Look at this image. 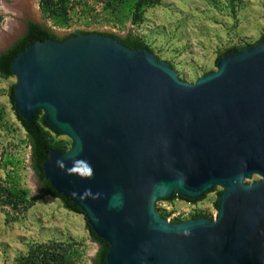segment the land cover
<instances>
[{
	"label": "water",
	"instance_id": "water-1",
	"mask_svg": "<svg viewBox=\"0 0 264 264\" xmlns=\"http://www.w3.org/2000/svg\"><path fill=\"white\" fill-rule=\"evenodd\" d=\"M30 21L45 27L27 20L2 51ZM74 33L14 58L13 101L72 139L49 150L43 172L109 244L106 264H264V39L188 82L145 47ZM216 186L215 219L170 221L156 208Z\"/></svg>",
	"mask_w": 264,
	"mask_h": 264
},
{
	"label": "rangeland",
	"instance_id": "rangeland-1",
	"mask_svg": "<svg viewBox=\"0 0 264 264\" xmlns=\"http://www.w3.org/2000/svg\"><path fill=\"white\" fill-rule=\"evenodd\" d=\"M31 2L32 14H28L24 1L0 0V44L10 37L12 27L21 29L27 20H38L56 35L83 31L121 37L134 34L161 60L172 63L179 77L188 82L216 70L215 61L225 49L253 44L264 36V0H159L146 8L137 24L132 21L134 0H70L65 16H47L41 0ZM6 46L0 45V52ZM15 83L14 75H0V184L28 189L38 199L21 212L0 204V264H14L32 244L53 241L72 243L77 264H93L100 244L91 237L84 214L67 209L57 197L39 196L41 186L32 169V147L9 93ZM50 137L66 151L73 145L65 134L50 130ZM260 178L254 175L247 182ZM222 190L216 186L195 201L159 199L156 208L170 221L188 220L200 212L215 219Z\"/></svg>",
	"mask_w": 264,
	"mask_h": 264
},
{
	"label": "trees",
	"instance_id": "trees-1",
	"mask_svg": "<svg viewBox=\"0 0 264 264\" xmlns=\"http://www.w3.org/2000/svg\"><path fill=\"white\" fill-rule=\"evenodd\" d=\"M159 0H134L132 4V21L137 24L142 21L143 14L147 7L153 6L158 3ZM69 3L70 0H41L40 5L42 11L47 16L49 15H67L69 11ZM82 33H90V32H82ZM103 35H108L114 37L121 41L123 44L129 46L130 48H141L145 47L152 52H154L153 48L147 44L142 38L137 35L129 34L125 37L118 36L113 33L107 32H99ZM76 35V33H72L66 37L60 38L57 36L51 29L41 26L36 22H28L27 30L23 36L19 37L17 41L10 46L5 51L0 52V75L2 77L12 76L11 72V64L14 58L24 50L29 44L37 41V40H45L47 38H53L58 41H64L67 38ZM264 39L262 36L258 41ZM257 41V42H258ZM254 44V43H253ZM252 43L246 44L244 46H231L224 50L223 53H220L219 58L224 53H229L235 50H239L242 47H249L253 45ZM161 59L160 57H158ZM172 67L174 65L170 63ZM15 91V85L10 87V97L11 102L14 108V111L21 121L23 127L25 128L30 145L32 147V169L35 172L36 176L40 181L41 186V197L50 195L61 199L64 207L67 209L82 213V210L77 206L70 198L63 196L58 193L51 185L50 181L45 177L43 172V162L47 157L49 150L56 149L59 151L65 152V148L60 146L59 144H55L50 137V130L58 133L56 130L52 129L47 121L45 120L44 114L42 111H39L32 120L27 121L21 117L18 110L14 106L13 94ZM221 193V192H220ZM206 195V194H205ZM175 197H181L178 193L173 194L167 199H172ZM219 198V197H218ZM38 197H34L30 195V191L28 189H13L8 188L7 186L0 184V204H8L13 207L18 212L26 211L30 207L34 205L37 201ZM186 199V198H185ZM191 201H195V199H188ZM218 204V199L216 201V205ZM164 218H167L166 214L160 213ZM207 216L205 213H197L193 215L191 218L204 217ZM171 221H181V220H171ZM87 229L91 237L100 244L98 248L93 264H106V256L109 250V244L105 242L103 239L98 237L95 232L92 230L88 222L86 221ZM73 248L72 243H64V242H48V243H39L32 244L27 253L19 255L15 259L14 264H77L75 258L73 257L71 250Z\"/></svg>",
	"mask_w": 264,
	"mask_h": 264
},
{
	"label": "bare ground",
	"instance_id": "bare-ground-1",
	"mask_svg": "<svg viewBox=\"0 0 264 264\" xmlns=\"http://www.w3.org/2000/svg\"><path fill=\"white\" fill-rule=\"evenodd\" d=\"M20 1H24L25 3H26V5H25V11L29 14H32V10H31V0H20ZM17 6V5H16ZM16 6H14V7H16ZM18 8H21V6H19ZM23 8V7H22ZM14 10V9H13ZM17 10V9H16ZM19 10V9H18ZM22 13V12H21ZM17 14V13H16ZM24 15H26V14H24ZM17 23V22H16ZM18 24V23H17ZM17 24H15V25H17ZM12 25H13V23H12ZM18 26V25H17ZM8 29H10V28H8ZM22 29V28H21ZM21 29H18V28H16V27H12L11 28V35H10V37L7 39V40H3L4 42L2 43V44H0V45H2V46H6V45H8V44H10L12 41H13V39L15 38V37H17L18 36V34H19V32L21 31ZM10 32V31H9ZM2 39V38H1Z\"/></svg>",
	"mask_w": 264,
	"mask_h": 264
},
{
	"label": "flooded vegetation",
	"instance_id": "flooded-vegetation-1",
	"mask_svg": "<svg viewBox=\"0 0 264 264\" xmlns=\"http://www.w3.org/2000/svg\"><path fill=\"white\" fill-rule=\"evenodd\" d=\"M207 217H210V216L207 215Z\"/></svg>",
	"mask_w": 264,
	"mask_h": 264
}]
</instances>
